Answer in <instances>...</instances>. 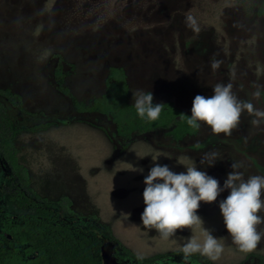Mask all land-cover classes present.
Wrapping results in <instances>:
<instances>
[{"label": "rangeland", "instance_id": "1", "mask_svg": "<svg viewBox=\"0 0 264 264\" xmlns=\"http://www.w3.org/2000/svg\"><path fill=\"white\" fill-rule=\"evenodd\" d=\"M189 15L197 19L199 32L186 26ZM58 56L65 86L85 103L103 94L108 69L120 67L133 105L132 92L142 89L151 91L153 102L170 101L191 114L196 95L211 96L215 84L231 82L239 99L264 110V89L259 98L252 95L256 85H264V0H0V89L20 95L24 110L1 97L0 102L20 128L52 123L12 137L38 197L57 208L69 199L79 224L92 220L102 230L108 227L121 246L145 259L181 251L190 237L202 239L198 227L177 230L165 240L142 225L143 180L155 164L186 172L183 157H190L221 187L235 162L242 164L245 178L264 176V123L253 126L247 112L231 135L214 134L202 124L196 136L177 143L163 131L134 135L120 152L121 140L107 118L76 112L56 91ZM213 58L222 61L216 70L210 66ZM212 151L219 154L215 164L200 165L201 156ZM228 194L201 202L197 211L203 227L224 238L223 254L211 262L259 264L257 256L264 262V239L251 252L232 243L219 211ZM6 210L16 213L10 204ZM113 250L123 264H201L190 257L142 263L116 245Z\"/></svg>", "mask_w": 264, "mask_h": 264}, {"label": "clouds", "instance_id": "2", "mask_svg": "<svg viewBox=\"0 0 264 264\" xmlns=\"http://www.w3.org/2000/svg\"><path fill=\"white\" fill-rule=\"evenodd\" d=\"M186 26L195 32L200 31L197 19L189 15L185 20ZM222 61L213 58L210 66L213 70L220 67ZM254 98L261 96L264 85H256ZM134 107L142 119L155 121L159 119L165 106L163 103H153L151 91L137 89L132 92ZM247 112L254 117L250 123L259 127L264 123V110L257 109L247 100H241L233 92V84L217 83L212 88L211 96L196 95L192 101L191 114L187 116V125L199 129L206 125L214 134L231 135L240 124L242 113ZM184 115V114H181ZM186 116V115H184ZM161 154L157 153L152 160L155 162ZM218 152H205L200 158V165L207 167L215 164ZM187 162L182 165L186 172L176 173L168 165L155 164L144 178L143 191L144 211L141 215L142 225L154 229L161 238L168 240L177 230L198 227L202 239L190 237L182 245L183 257L200 254L210 261H217L224 252V238H216L210 229L203 227L202 218L197 215L201 202L211 204L222 192L228 190L227 197L219 203V211L224 226L231 241L240 252H251L264 239V230L258 226L264 224V176L253 175L245 178L239 171L240 162L231 164L223 187L219 181L197 170L195 162L190 157H183ZM133 171L142 172L143 169Z\"/></svg>", "mask_w": 264, "mask_h": 264}, {"label": "trees", "instance_id": "3", "mask_svg": "<svg viewBox=\"0 0 264 264\" xmlns=\"http://www.w3.org/2000/svg\"><path fill=\"white\" fill-rule=\"evenodd\" d=\"M61 61L62 58L58 56V63L53 70L56 90L70 99L76 112L81 114L97 113L107 118L113 124L115 133L121 140L120 152L128 149L134 135L163 131L167 138L176 143L197 135L199 129H192L187 125L186 119L190 114L170 101L163 102L165 106L159 119L149 121L140 118L134 105L128 101L126 75L120 67L108 69L104 81V92L101 96L92 98L87 103L78 101L64 84L66 74L60 65ZM0 97L21 112L24 110L21 97L9 90H0ZM153 103L155 104V102ZM0 116L5 127L3 139L5 158L12 165L15 174L27 181L26 169L17 164L15 156L17 151L12 145V137L23 130L38 131L47 129L52 123L21 129L11 122L6 109L2 107L1 103ZM14 198L18 199L17 196H14ZM24 202L25 198L21 197L20 204L23 205ZM42 202L36 203L35 213L37 217H23L19 225L8 221L4 223V231L21 242L23 249L22 253L19 254L14 245L5 240L4 247L0 248V264H103L100 247L104 240L116 245L126 257L142 263H153L169 257H183L182 251H173L145 259L138 258L121 246L106 226H103L102 230L97 223L91 220L80 223V227H78L70 224V222L63 224L62 221H59L57 223L55 217H44L50 212L47 210V202ZM66 203L70 204L68 201ZM94 220L96 219L94 218ZM113 255L118 262H121L122 255L119 251L113 250ZM190 258L198 260L201 264H213L207 257L200 254H195ZM257 259L259 264H264L261 256H257Z\"/></svg>", "mask_w": 264, "mask_h": 264}, {"label": "flooded vegetation", "instance_id": "4", "mask_svg": "<svg viewBox=\"0 0 264 264\" xmlns=\"http://www.w3.org/2000/svg\"><path fill=\"white\" fill-rule=\"evenodd\" d=\"M0 90H9V89H0ZM21 102H22V98H21ZM1 105L3 108H5L2 103ZM11 122L14 124L12 120ZM21 129H25V128H21ZM23 131H27V130H23ZM4 132H5V127H4L3 119L0 116V248L4 247L5 240H7L8 242H11L14 245V248L17 250V252L21 254L22 249H23V244L19 242L17 239L15 240L14 238H12V236L9 233L4 231V223L8 221L9 223L13 222V224L19 225L23 217H37L35 213L36 203L38 202L43 203L42 201L47 202V206H48L47 210L50 212V214L44 217H55V220L57 223L59 221H62L63 224H67V222H70V224L76 225L78 227H80V224L76 221V219L72 218V217H75V215L72 214L73 210L71 209V201L69 199H65V202L63 203V205L62 206L60 205L59 208H57L54 205L50 204L47 200L42 199L41 197H38V195L31 189L29 175H28V180L24 181L23 179L19 178L18 175L15 174L14 169L12 168V165L5 158L4 142H3ZM12 145L14 147V144ZM14 149L17 151L15 147ZM15 156H16L17 164L22 165L18 161V151L16 152ZM27 174H28V171H27ZM10 189L12 190V192L6 195L5 191L10 190ZM14 196H17L18 199L16 200ZM21 197L25 198V202L23 205L20 204ZM66 201H68L70 204L68 205ZM8 204H10L11 207L14 210H16V213H13V214L7 213L6 208Z\"/></svg>", "mask_w": 264, "mask_h": 264}, {"label": "water", "instance_id": "5", "mask_svg": "<svg viewBox=\"0 0 264 264\" xmlns=\"http://www.w3.org/2000/svg\"><path fill=\"white\" fill-rule=\"evenodd\" d=\"M113 248L114 244L111 242L104 240L100 247V255L103 264H123L121 262H118L116 258L113 255Z\"/></svg>", "mask_w": 264, "mask_h": 264}]
</instances>
